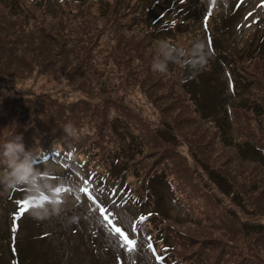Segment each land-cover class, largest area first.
<instances>
[{"label": "rangeland", "instance_id": "obj_1", "mask_svg": "<svg viewBox=\"0 0 264 264\" xmlns=\"http://www.w3.org/2000/svg\"><path fill=\"white\" fill-rule=\"evenodd\" d=\"M38 1L0 0V264H161L160 237L177 263L264 264V0L208 19L209 0H180L160 33L153 0ZM200 43L228 57L196 63Z\"/></svg>", "mask_w": 264, "mask_h": 264}, {"label": "trees", "instance_id": "obj_2", "mask_svg": "<svg viewBox=\"0 0 264 264\" xmlns=\"http://www.w3.org/2000/svg\"><path fill=\"white\" fill-rule=\"evenodd\" d=\"M11 4H13L14 6H16L18 9H20V10H23L22 9V0H8ZM44 1V0H43ZM62 1H69V2H71V1H76V0H62ZM184 2L186 1V0H183ZM40 2H42V0L41 1H38V2H36V4L37 3H39V5H41V3ZM153 2H155V3H151V4H149V6L147 7H145L144 8V10H146L148 13H151V14H153L152 15V19H151V21L150 22H148L149 23V27H151V29H153V31H156L157 33H160V32H162V31H168V30H170L171 29V27H172V24L174 23V22H176L177 20H178V18H177V14L179 13V12H181V11H183V3H181L180 2V0H177L176 2H180V5H179V7H175V5L174 4H172V5H170L171 4V2H172V0H169V3H167V2H165L164 4H162L159 0H153ZM129 5V4H128ZM163 7H165V9L163 10ZM183 12H186L185 13V16L188 14V12L187 11H183ZM139 18H142V16H138ZM167 18H168V21H167V23H165V24H163V25H161L160 27H159V25H160V22H166V20H167ZM160 19H162V20H160ZM160 20V21H159ZM168 22H170V25L168 24ZM158 28H160V30L158 31ZM208 32V31H207ZM165 34V32L164 33H161V34H159V35H164ZM153 36L155 37L156 35L155 34H153ZM263 44H264V37H263V39L261 40V42L260 43H257V41L255 40V43H254V46H253V48L255 49V51H257V52H261L263 55H264V48L262 47L263 46ZM216 50V49H215ZM215 52V51H214ZM239 52V51H238ZM235 53H237V52H235ZM262 54H260V53H258L257 55H259V57H261V59L262 60H264V56H262ZM234 55V54H233ZM235 56V55H234ZM210 57L211 58H215V57H218L219 59H221V60H224V58H227L228 57V55H227V53L225 52V50L224 49H219V52L217 53V54H211L210 55ZM220 57H222V58H220ZM255 58V57H254ZM187 60V59H186ZM194 60L195 61H197L198 60V57H196V58H194ZM187 62L188 61H186L185 63H184V65L185 64H187ZM220 134V133H219ZM222 134V136L224 137V134L223 133H221ZM256 151H258V154H260L259 152H262L263 153V151H264V149H260V148H258V150H256ZM123 155V153L122 152H118V153H114L113 155H112V157H111V164L113 165V168H114V162L116 161V163L119 161L118 159L120 158V157H123L122 156ZM260 156H261V154H260ZM112 168V166L110 167V169ZM160 176L159 175H157L156 173H155V175H152L151 177H150V179H154V178H159ZM34 178H35V181H38V178L36 177V176H34ZM22 191H13L12 192V194H14L16 197H17V200H19V199H25L23 196H22V193H21ZM142 202V201H141ZM154 214H158L157 213V211H154V212H151V213H149V216H152V215H154ZM143 215L145 216L146 214L145 213H143ZM155 216V215H154ZM165 218V217H164ZM10 236V235H9ZM161 239H162V241H164L165 243H166V245H165V247H166V249L168 250V251H171V250H173V248H172V246H170L169 245V243H168V240H165V238L164 237H160ZM167 239H169V238H167ZM15 248V246L13 245L12 247H11V251H13L14 252V249ZM170 253H172V252H170ZM172 264H182L181 262H179V263H177L176 261H173V263Z\"/></svg>", "mask_w": 264, "mask_h": 264}, {"label": "clouds", "instance_id": "obj_3", "mask_svg": "<svg viewBox=\"0 0 264 264\" xmlns=\"http://www.w3.org/2000/svg\"><path fill=\"white\" fill-rule=\"evenodd\" d=\"M196 48L198 49V52L196 53V55L198 56L199 59L195 62L198 63L200 61H203L204 63H207L208 59L210 58V54L203 51V44L202 43L198 44L196 46ZM161 50H163L162 47L158 51H161ZM171 51H172V49H169L167 52H165V58L166 59H172L173 61H176L177 60L176 58H172L170 56ZM180 55H184V52L182 50L180 51ZM152 67H153L154 71H158L160 73H165L167 70L165 64H154V65H152ZM17 139H19V137H17ZM4 148L6 149L5 154L13 156V157L15 156L16 153H19L22 151V146L20 144H16V143H7L4 145ZM64 153H66V152H64ZM30 172H31L30 166L14 165L13 172L11 173V175L13 177L11 183L16 184V183L20 182L21 180H23L24 175L29 174ZM29 179H30V177H27V180H29ZM37 183L38 182L35 181V178H34V182L32 184L37 185ZM21 193H22V196H23V194H26L25 192H21ZM23 197L26 198L27 196H23ZM52 203L53 204L57 203V197L55 196V194H54ZM10 220H11V218H10ZM72 222L77 223L78 217L73 216ZM12 242H14V244H15V237L11 238V233H10V236H9L10 249H11Z\"/></svg>", "mask_w": 264, "mask_h": 264}, {"label": "snow or ice", "instance_id": "obj_4", "mask_svg": "<svg viewBox=\"0 0 264 264\" xmlns=\"http://www.w3.org/2000/svg\"><path fill=\"white\" fill-rule=\"evenodd\" d=\"M84 183H85V184L88 183L87 178H85ZM81 191L84 192L85 194H87V190H86V188H82ZM26 210H27V209H25V211H26ZM105 219H107V217H105ZM116 233H117L118 235H123V233L120 231L119 228L116 229ZM125 239H127V237H126ZM121 247L124 248L125 252L129 251L127 248L124 247V245H121ZM148 247H149V249H151V248H152V244L149 243V244H148Z\"/></svg>", "mask_w": 264, "mask_h": 264}]
</instances>
